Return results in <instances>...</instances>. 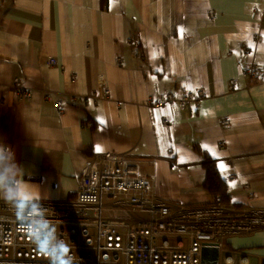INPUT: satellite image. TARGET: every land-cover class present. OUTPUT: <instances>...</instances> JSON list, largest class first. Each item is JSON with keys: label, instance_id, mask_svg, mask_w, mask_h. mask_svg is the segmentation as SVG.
Masks as SVG:
<instances>
[{"label": "crops", "instance_id": "1", "mask_svg": "<svg viewBox=\"0 0 264 264\" xmlns=\"http://www.w3.org/2000/svg\"><path fill=\"white\" fill-rule=\"evenodd\" d=\"M261 74L264 0H0V202L72 197L86 163L111 152L149 161L159 202L214 204L197 140L228 176L220 204L264 211ZM199 86L185 109L145 104ZM224 247L262 264L264 226Z\"/></svg>", "mask_w": 264, "mask_h": 264}, {"label": "built area", "instance_id": "2", "mask_svg": "<svg viewBox=\"0 0 264 264\" xmlns=\"http://www.w3.org/2000/svg\"><path fill=\"white\" fill-rule=\"evenodd\" d=\"M258 71L257 65L245 68L248 75ZM19 82L16 78L18 87ZM197 90L204 93L203 86ZM164 92L167 102L175 99ZM17 96L24 100L31 94L18 88ZM53 105L64 109L61 101ZM153 182L148 160L105 152L86 163L72 197L0 202V264H209L201 261V247L214 241L217 264H251L244 254L225 249L223 240L240 216L247 217L240 219L245 225L240 230L263 227L264 211L254 218L252 211L226 218L228 209L221 204L170 206L156 199Z\"/></svg>", "mask_w": 264, "mask_h": 264}, {"label": "trees", "instance_id": "3", "mask_svg": "<svg viewBox=\"0 0 264 264\" xmlns=\"http://www.w3.org/2000/svg\"><path fill=\"white\" fill-rule=\"evenodd\" d=\"M53 63H55V61ZM189 93L191 94L190 96H189ZM203 96H205V90L203 94H200L195 87H192V88L184 89L179 97H176L174 94L175 99L171 102L166 101L165 92H164L159 98H156L154 96H153L154 98L151 97L149 105L147 102L145 104L151 109H160L166 104H171L172 102H175L178 104L180 108L185 109L192 102L198 103V101L202 99ZM160 99L164 100V104L161 106H156V101ZM182 100H185V101H182ZM181 101L184 103L182 104ZM195 106H197V104H195ZM161 121L164 123V125L169 124V122L165 118H161ZM188 146L196 154H198V156H200L201 159L203 160L201 161V166L204 169L205 178L202 183V186L213 196L214 203L220 204V203L228 202L230 200V196L228 194L229 185L227 181H225L224 177L222 176V173L218 167V162L210 156V154L204 149V147L199 141L196 140V141L189 142ZM154 176H155V173H154Z\"/></svg>", "mask_w": 264, "mask_h": 264}, {"label": "rangeland", "instance_id": "4", "mask_svg": "<svg viewBox=\"0 0 264 264\" xmlns=\"http://www.w3.org/2000/svg\"><path fill=\"white\" fill-rule=\"evenodd\" d=\"M101 77V76H100ZM196 89H198V87H196ZM147 103H148V105H149V103H150V97H148V100L146 101ZM230 123V120H229V118H222V119H220V125L222 126V127H226V126H228V124ZM227 124V125H226ZM220 144H224V142H222V143H220ZM219 144V145H220ZM142 159H144V158H142ZM201 161H203V160H201ZM147 165V164H146ZM147 167H148V165H147ZM149 168V167H148ZM150 170V169H149ZM127 176L128 177H130V175H129V173H127ZM224 179H225V181L226 180H229L228 179V176H225L224 177ZM250 185L249 184H243V189H245V196H246V198H248L247 196H248V191H250ZM256 197H257V195H256ZM255 197V198H256ZM219 203H214V205H218ZM204 205H208V204H202V205H200V206H204ZM187 206H195V205H187ZM233 212V209H229V210H226V212H225V215H226V218H230V216H231V213ZM240 212H242V211H240ZM248 213H249V215H250V211H248ZM258 214H259V211H256V210H253L252 211V213H251V217L252 218H254V217H256V216H258ZM262 216H264V212H262ZM247 217H241L240 216V219H243V220H245ZM238 220V221H236V223H232V226L233 227H235V230H234V234H242V233H250V232H247L248 230L246 229H243V230H240V228H238L239 226L240 227H245V225H244V223H242V221L241 220ZM228 226H230V224H228ZM250 231V230H249ZM224 241V240H223ZM212 244H214V245H216V246H218V242H212ZM241 254H244V253H241Z\"/></svg>", "mask_w": 264, "mask_h": 264}, {"label": "water", "instance_id": "5", "mask_svg": "<svg viewBox=\"0 0 264 264\" xmlns=\"http://www.w3.org/2000/svg\"><path fill=\"white\" fill-rule=\"evenodd\" d=\"M264 264V258L262 259ZM202 263L217 264L219 261V248L212 243H204L201 247Z\"/></svg>", "mask_w": 264, "mask_h": 264}, {"label": "snow or ice", "instance_id": "6", "mask_svg": "<svg viewBox=\"0 0 264 264\" xmlns=\"http://www.w3.org/2000/svg\"><path fill=\"white\" fill-rule=\"evenodd\" d=\"M97 150H99V148Z\"/></svg>", "mask_w": 264, "mask_h": 264}]
</instances>
